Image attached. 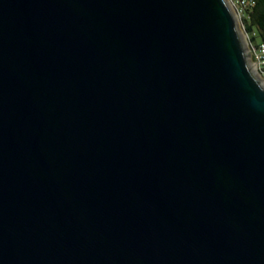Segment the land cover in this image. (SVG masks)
<instances>
[{
  "label": "water",
  "instance_id": "1",
  "mask_svg": "<svg viewBox=\"0 0 264 264\" xmlns=\"http://www.w3.org/2000/svg\"><path fill=\"white\" fill-rule=\"evenodd\" d=\"M226 0H0V264H264V82Z\"/></svg>",
  "mask_w": 264,
  "mask_h": 264
},
{
  "label": "trees",
  "instance_id": "2",
  "mask_svg": "<svg viewBox=\"0 0 264 264\" xmlns=\"http://www.w3.org/2000/svg\"><path fill=\"white\" fill-rule=\"evenodd\" d=\"M253 1L245 7L241 21L251 41L264 42V0Z\"/></svg>",
  "mask_w": 264,
  "mask_h": 264
},
{
  "label": "built area",
  "instance_id": "3",
  "mask_svg": "<svg viewBox=\"0 0 264 264\" xmlns=\"http://www.w3.org/2000/svg\"><path fill=\"white\" fill-rule=\"evenodd\" d=\"M232 2L240 19L244 14L245 7L254 3L253 0H232ZM247 47L255 73L264 80V42H253L248 34Z\"/></svg>",
  "mask_w": 264,
  "mask_h": 264
},
{
  "label": "rangeland",
  "instance_id": "4",
  "mask_svg": "<svg viewBox=\"0 0 264 264\" xmlns=\"http://www.w3.org/2000/svg\"><path fill=\"white\" fill-rule=\"evenodd\" d=\"M227 4L229 5L232 13L235 15V18H236V23H237V30H239L238 32H240L239 34L242 35V38L244 40V42L248 40V34L246 33L245 29H244V26L242 24V21L241 19L239 18V16L237 15L236 13V8L235 6L233 5V2L232 0H226ZM259 41V39H258ZM258 76V75H257ZM259 77V76H258ZM264 82V80H263Z\"/></svg>",
  "mask_w": 264,
  "mask_h": 264
}]
</instances>
